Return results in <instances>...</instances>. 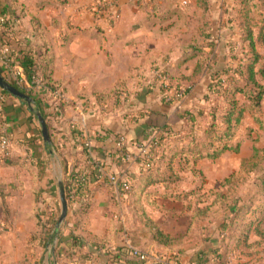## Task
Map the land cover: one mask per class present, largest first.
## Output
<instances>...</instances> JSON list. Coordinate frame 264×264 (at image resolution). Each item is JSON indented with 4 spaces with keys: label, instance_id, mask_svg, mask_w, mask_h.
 <instances>
[{
    "label": "crops",
    "instance_id": "0c3cea01",
    "mask_svg": "<svg viewBox=\"0 0 264 264\" xmlns=\"http://www.w3.org/2000/svg\"><path fill=\"white\" fill-rule=\"evenodd\" d=\"M91 1L93 0H13L11 2L13 13L10 14L12 16L8 12H0L6 15V22L11 17L14 22L6 27V34L3 37L5 45L0 46V50H6L5 54L20 64L22 62L18 57L21 52L30 50L31 53H35L36 60L39 62L42 57L37 55L35 50L37 46L44 44L47 48L51 79L63 90L68 102L61 105L60 117H55L54 104L46 102L50 98L43 94H32L43 105L44 119L49 126L48 131L52 141V143H47L43 138L39 140L40 124L28 104L9 93L5 95L2 105L4 112L0 116V129L11 138L9 154L18 157L19 162L5 165L0 155V264H118L112 262L110 258L112 255H118L120 247L125 249L124 246H127L128 242L141 250L158 253L162 257V264H200L196 256L198 252L206 254L212 247L221 245L223 242L227 245L226 264H243L253 256L252 261L261 262V259L257 258L260 254L245 255L242 249L243 243L240 244L236 236L229 237V225L223 220L222 233L217 229L218 226H215L218 223L212 224L199 233L201 236L207 234L209 238H200L198 243L172 249H161L149 244L150 246L142 249L137 246V243L134 244L135 242L128 233L123 234V230H118L127 227L122 222L123 219L115 222V231L111 234L110 230H107L109 226L106 217L101 218L95 215L96 211H101L97 205L99 196L112 199L114 197L119 202L123 197H130V193L120 192L119 187L111 185L106 178L96 179L97 170L102 169L108 175H116L118 171H124L125 179L129 178L130 183L135 181L133 178L139 170V166L132 161L122 162L120 156L114 153V142L102 129L106 127L114 133H124L127 140L139 136L141 132L137 134V130L138 128L141 130V124L145 118L142 114H145L149 108H146L147 103H156L150 108L161 107L158 91L156 89H149L148 93L145 91L147 85L153 84L148 78L151 74L147 62L156 60L162 69L174 68L172 72L176 73L177 71L182 72L181 68L187 67L184 65L189 60L183 64H180L178 60L173 64L168 58L163 61L155 58L160 52L172 50L175 37L169 27L175 17L179 18L178 15H167L168 17L163 18L164 14L158 18L156 11H163L162 1L113 0V6L120 13L115 20H111L109 12L107 14L93 12L90 7ZM177 1H179L178 4L183 3H180L181 0ZM194 4L196 5L195 0ZM179 8L183 11L181 6ZM183 13V18L188 19V14L184 11ZM6 22L0 24V28L4 27ZM163 25L166 26L163 27ZM189 41L188 39L185 41L188 44L184 46L183 54L190 50ZM39 65L34 69L38 75L40 74ZM0 72L8 82H12L13 75L2 61H0ZM24 77H27L26 74ZM39 77L42 79L41 74ZM25 80L22 79L23 84ZM110 90L127 93L129 100L134 99V102L143 105L137 120L131 119V112L124 115L121 123L111 120V115L119 113L113 100L117 97L110 96L106 99V103L112 108L108 115L99 112L100 101L97 100V95L106 94ZM198 91L200 92L201 88L194 90V92ZM190 100L191 96L186 98L185 104H188ZM72 102L74 105L71 104ZM172 109L170 107L169 111ZM84 114H89L85 128L92 132L94 137L89 148H83L80 138V130L83 127L81 119ZM115 122L118 123V127ZM105 123H110L111 126ZM236 147L238 152V146ZM128 148L131 151L135 150L134 146H128ZM230 151L232 150L224 152L221 156ZM53 159H56L58 163L62 181L65 179L63 175H66L71 168L88 174L87 183L79 187L75 195L76 201L71 203L68 209L72 212L78 207L79 196H91L90 200L93 205L85 216V228L100 237L104 249L107 250H97L80 260L79 255L65 259V255L60 253L62 258L57 262L54 258L56 253L44 252L41 258L34 251L36 241L30 237L37 226L33 216V199L35 195L40 196L39 190L35 189L34 182L43 179V192L45 193L48 189L50 191L49 186H46V180L48 183L46 172L49 165L52 166ZM63 159L68 165L66 172L61 168ZM202 160L211 159L199 160L195 165L196 168L201 169ZM242 162L243 159L240 170ZM28 163L34 169L36 164L39 165L38 172L35 171L36 174L32 169V174L25 170ZM183 175L192 176L194 174L190 170L182 172L178 184L171 186L175 193L181 192L182 195L185 192L184 186L180 185ZM240 193L245 199L251 195L252 191L248 193L240 191ZM112 194H114L113 197ZM186 197L191 196L187 194ZM165 198L161 195H154L150 199H143L141 203L144 204L146 201L148 207L155 210L154 214L149 216L158 221L166 232H169L164 228L162 220L155 216L156 212L163 210L160 203L165 201ZM177 200L184 199H176L170 203H178ZM255 202L256 200H253L252 205ZM120 207L119 205L118 208ZM180 213L191 215V210L186 206L179 210L178 214ZM71 218L72 213L68 221ZM68 225L73 226V223L70 221ZM68 232L67 227L61 232V238L57 237L54 252H57L61 245L69 243ZM257 240H259L257 235L252 232L248 234L249 243ZM207 256L211 258L210 255ZM121 259L124 260V264H146L129 255L128 252L121 255Z\"/></svg>",
    "mask_w": 264,
    "mask_h": 264
},
{
    "label": "trees",
    "instance_id": "16d2710c",
    "mask_svg": "<svg viewBox=\"0 0 264 264\" xmlns=\"http://www.w3.org/2000/svg\"><path fill=\"white\" fill-rule=\"evenodd\" d=\"M4 1L5 3H3ZM4 1L0 0V12H8L10 15L13 13L11 11L13 0ZM160 1L163 2V11H156L158 18L162 14H164L163 18L167 15L184 17L183 11L177 5V0ZM250 1L252 0L235 1L236 6H238L239 25L242 29L240 36L242 45L239 51L235 44L230 45L229 49L220 48L221 40L214 37L207 39L205 32H202V35H205L204 41L197 43L190 40L189 52L185 53L179 61L180 64H183L190 59H195L190 73L184 74L177 71L168 74L165 72L164 79H167V87L160 85L158 91L161 107L158 109L147 108L145 114H142L145 118L141 124V130L139 128L137 130V134L139 131L141 134L131 139L133 144L141 143L146 147L147 152L137 155L141 167L133 178L135 181L125 187H119L118 190L130 193L131 200L134 198L133 202H140L138 205L140 208L139 215L136 218L138 221L136 222L138 224L136 230H142L146 240L152 246L172 249L195 243V239L198 237L197 230L201 229L198 226L194 230L195 218L201 216L204 219L212 212L210 209L215 205L214 203L219 200L220 205L218 207L222 209V219L218 224L214 223L216 221H207L204 224L205 229L212 224H217L215 226H218L217 229L222 233L224 224L222 220L227 222L230 231L229 237L234 238L236 236L238 242L243 243L242 249L246 256L256 255L258 248L264 247V169L255 176L254 180L256 181L252 179L253 183L258 182L257 185L261 187L256 185V188H252L251 195L245 199H243L240 193L242 190L237 187V183L250 177L245 176L244 178L242 174H230L222 180L224 183L221 184V187L214 191L216 198L210 205L199 207L191 204V200H188L187 208L191 210V222L185 234L166 232L158 221L148 216L141 204L143 199H150L154 195H161L174 200L186 199L187 194L192 196L194 191L186 190L182 195L181 192L175 193L171 186L178 184L182 172L189 170L193 174L198 172L199 169L195 165L199 160L219 158L228 150L237 152V147L232 145V141L242 124L245 113L250 112L254 115L264 103V58L257 49V44H264V18L261 20L253 18L250 12ZM195 2L196 7L202 12L210 11L208 0H195ZM11 22H13L12 17L4 27L0 28L1 47L5 45L3 37L6 34V27L9 26L8 24L11 25ZM35 51L37 55L42 57L39 62L36 60L35 53H31L30 50L21 52L20 57H18L24 66L26 76L29 78L40 63L39 72L44 84L51 87L58 86L51 79L47 48L41 44L37 46ZM196 88H201V91L194 92ZM149 89L145 88V91L148 93L151 90ZM0 90L8 94L3 89L0 88ZM22 91L26 92L25 90ZM119 93L121 92L114 90H110L106 94L99 93L97 100L106 103L108 97H117V99H113L114 105H116L120 101ZM165 95L168 96L169 100L164 99ZM240 95L244 100H239ZM189 96H191V100L185 104V100ZM32 98L34 107L44 117L41 101L33 96ZM170 107L173 108L172 111H169ZM134 117L133 121L139 118L137 115ZM255 118L258 121V118ZM47 127L49 129L48 124ZM38 134L39 140H42L41 132L39 131ZM253 152L254 148H252ZM1 161L5 165L19 162L18 157L10 154L2 155ZM41 173H43L42 170ZM66 185H64L65 196L69 202L68 185L67 187ZM111 196L113 197L114 194ZM90 197L89 195L79 196V205L71 212L70 221L73 226L66 225L70 221L64 222L63 230L67 227L69 229V243L59 247L54 257L56 262L62 258L60 253L65 255V259L79 255L80 260L97 250H107L101 243L102 239L85 228V216L93 205ZM252 199L256 200V204L252 205ZM39 211L38 195H35L33 216L37 226L40 222L39 215L41 213ZM49 229L52 232L42 241L44 244H47L55 236V228ZM250 232L257 235L259 240L249 243L248 234ZM204 237L209 238L207 234ZM226 246V243L223 242L221 245L212 247L206 254L198 252L196 254L197 259L200 264H226ZM124 248L120 247L118 255H112L110 258L112 262L124 264L121 255L123 256L128 252V247L124 246ZM207 255H210L211 258L209 259ZM253 257L243 264H264L263 262L252 261Z\"/></svg>",
    "mask_w": 264,
    "mask_h": 264
},
{
    "label": "rangeland",
    "instance_id": "374dc122",
    "mask_svg": "<svg viewBox=\"0 0 264 264\" xmlns=\"http://www.w3.org/2000/svg\"><path fill=\"white\" fill-rule=\"evenodd\" d=\"M103 0H98L93 2H102ZM109 1L111 3L109 9H105L102 13L110 15L111 20H115L119 16V11L116 10V8L113 6V0H105ZM210 5V11L209 12H202L199 8L196 7L194 4V0H181V4L177 5L183 8V11L188 14L189 18H176L174 19L172 25H170L169 29L171 33H174V44L172 50L160 52L155 58L159 61L165 60V58H168L171 60L173 64H175L178 60H180L184 54L182 53L184 46H187L188 43L185 41L193 40L195 42H200L205 40V35L208 39L209 38H217L218 40H221L220 42V48L229 49L230 45H234L237 47L238 51L241 44V32L242 29L239 25V15H237V9L238 6H236L235 1L236 0H208ZM92 2V1H91ZM179 2V1H177ZM255 2V3H254ZM97 3V4H98ZM196 3V2H195ZM250 3V12L254 19L261 20L264 18V0H252ZM254 4V5H253ZM92 7V5H90ZM102 13H96V14H102ZM166 25H163V27ZM162 29V27H161ZM168 29V28H166ZM256 31V30H255ZM202 32H205V35H202ZM177 39V40H176ZM216 39V40H217ZM190 44V41H189ZM257 49L259 53L264 58V44H257ZM154 62L156 65L154 66ZM188 62V61H187ZM195 62V59L189 60L187 64V67H182L181 71L187 73H190L192 66ZM149 65V72L151 75H149L150 81L152 80V85H146V88L156 89L159 91L160 82H162V79L164 78L165 72H168V74H173L175 72H172L174 68L169 69H162L159 64H157L155 61H149L147 62ZM184 73V74H185ZM264 85V82H263ZM153 90V91H154ZM239 100H244L243 97L240 95ZM141 103V102H140ZM74 105V102L71 103ZM147 103L146 108L155 105L156 103ZM154 107V106H153ZM119 111L118 114L111 115V120H115L119 123L123 122V117L125 114L131 112V119H134V116H139L141 113V109L143 108V105H140L139 102H134L133 100H129L128 102H117L116 107ZM258 118V121H256V118ZM137 119V118H136ZM107 126H111L110 123ZM118 127V123L115 122ZM104 133L109 135L110 139L113 140L118 133H114L108 128L105 127V129H102ZM109 132H112L111 134H108ZM118 132V131H117ZM129 145L132 146L131 139H128ZM233 146H238V152L230 151L223 156H220L218 159L215 160H202V163H200V168L198 172L194 173V175H183V180L180 185L184 186V190L186 191H194V194L191 197H188L184 200H177L178 203H170L174 202L175 200L170 198H165V201L160 203L163 207L162 211H159L158 213H155V216L162 220L163 226L166 230L169 232H176L180 234H185V231L187 230V226L191 222V215L187 213H180L178 214L179 210H182L186 208L187 201L191 200V204L204 207L207 205H210L214 200V191L221 187V184L224 183L222 181L226 175H230L231 173L234 174H242V176L245 178V176H249L251 178H247L244 181H238L237 187L241 188L242 192H251L253 189L261 187L260 185H257L258 182H254L253 180L257 174L263 171L264 169V103L261 104L260 109L255 112L253 115L250 112H246L242 124L236 134V137L232 141ZM252 148H254V152L252 153ZM243 159V170L241 168V160ZM52 166L49 165L47 160V176L48 183L46 180V186L48 185L50 188V191L43 192V179H39L38 181L34 182V186L36 190H39L40 196H38V205L40 209V215H39V226H36V228L31 233V238L36 241V247L34 248V251L36 254L40 255V257H43L44 252H51L52 248H55L54 245L57 242V237H60V234L63 230L64 222L68 221L71 211L67 212V216L65 221L61 224L59 229V235L55 234L53 239H51L47 244L42 243L43 240H45L46 236H50L52 230L50 231L49 228L53 227L55 228L57 219L60 214V202L58 197V179L61 178V173L59 172V167L56 159H53ZM62 162V160H61ZM122 162H128L126 160L122 159ZM62 164V170L66 172L68 169V165L63 159ZM254 164V166H252ZM252 167V168H251ZM31 169L38 172L39 165H35V169L32 167L30 163L25 166V170L28 171V173H31ZM243 171V173H241ZM250 172V173H248ZM116 175L121 178L125 179L126 175L125 172L118 171ZM232 175V174H231ZM63 177V185H66L69 191V182L66 179V175L64 174ZM128 177V176H127ZM62 179V178H61ZM253 179V180H252ZM126 180V179H125ZM256 181V180H254ZM252 182V183H251ZM130 184V179H127L126 185ZM108 185V184H107ZM257 185V186H256ZM109 186V185H108ZM65 188V186H64ZM225 188V187H224ZM110 190V189H108ZM65 191V189H64ZM245 193V194H246ZM258 198V195H257ZM69 199L68 208L69 205H72L71 199ZM146 199V198H145ZM134 198L131 200L130 197H123V199H120V202L118 199L114 198H106V197H100L98 198L97 205L100 207L101 211H96L95 215L98 217L103 218V216L106 217V221L108 222V229L110 230V233L113 234L115 231V222H119V220L123 219L122 222L126 224V228H120L118 230H123L124 233H128L129 236L132 238V240L137 243V246L147 247L149 245V242L146 240V236L143 235L142 230H136V227L138 222L136 220L137 215H139V204L140 202L136 201L133 202ZM76 200H73V203ZM110 202V204H108ZM142 204V203H141ZM212 209H210L212 212L206 216L204 219L201 218V216H197L195 218V224L194 230L196 227H201V229L197 230V239L196 243H198V240L200 238H204V236H201L199 234L205 229V223L207 221H216L214 223H220L222 219V209L218 207L220 205V201L217 200ZM256 204V203H255ZM121 206L118 208V206ZM123 206V209H121ZM142 206L147 210V214L153 215L155 211L153 208L148 207L147 202L144 201V204ZM151 209V210H150ZM171 210V211H170ZM152 211V212H150ZM151 213V214H150ZM68 223H66L67 225ZM111 228V229H110ZM193 230V231H194ZM117 231V229H116ZM127 234V235H128ZM150 246V245H149ZM150 248V247H149ZM56 253V252H53ZM256 255L260 254V257H257L258 259H261V262L264 263V247H260L256 251Z\"/></svg>",
    "mask_w": 264,
    "mask_h": 264
},
{
    "label": "built area",
    "instance_id": "2783aa9c",
    "mask_svg": "<svg viewBox=\"0 0 264 264\" xmlns=\"http://www.w3.org/2000/svg\"><path fill=\"white\" fill-rule=\"evenodd\" d=\"M91 2L90 5H92L91 9L95 13H102L105 11V9H109L111 3L109 1L103 0L102 2ZM6 15L0 14V24H3L6 22ZM14 23V22H12ZM6 50H0V61H2L8 68L9 72L13 75L12 84L18 88L19 90H25L26 94H43L50 98L49 101L54 104V113L55 117H60L61 114V105L68 103L65 97V94L63 93V90L59 86H49L47 84H44V81L39 77V75L33 71L30 75V77H24L25 76V70L24 66L20 63H16L14 60L10 59L8 55L5 54ZM11 64L13 66H11ZM26 79L25 83H22V79ZM167 80V79H166ZM164 78L162 79V82H160V85H163L167 87L166 81ZM6 93L0 90V116L3 115L2 112V105L5 100ZM29 95V94H28ZM30 96V95H29ZM34 97V95H31V97ZM118 98L120 99V102H128L129 101V95L127 93H119ZM164 99L167 101L169 100L168 96L165 95ZM111 105L107 103H99L98 104V110L103 115H108L111 111ZM89 114H84V116L81 119V124H83V127L80 130V138L83 148H89L93 143V134L90 131H87L86 121ZM114 142V153L118 154L121 159L126 161H132L135 164L141 167V162L139 159H137V155L143 154L144 152H147L146 147H144L141 143H132V146L135 147L134 151L129 150L128 146L129 142L127 140V137L124 133H118L116 137L112 140ZM11 138L9 135H7L4 130L2 131L0 129V155H6L9 154L11 151ZM68 171V170H67ZM96 179H103L106 178L107 181L114 186L118 187H125L127 180L124 178L121 179L115 174H105L102 169L97 170V174L95 175ZM66 179L68 180L70 186H69V198L71 199V202L73 203V200H76L75 193L79 190V187L83 184L87 183L88 181V174L84 171L79 170H73L72 168L69 169V171L66 174ZM128 247V254L139 259L143 263L146 264H162V257L154 252V251H144L136 247L135 245H132L130 242L127 243Z\"/></svg>",
    "mask_w": 264,
    "mask_h": 264
},
{
    "label": "water",
    "instance_id": "95a60500",
    "mask_svg": "<svg viewBox=\"0 0 264 264\" xmlns=\"http://www.w3.org/2000/svg\"><path fill=\"white\" fill-rule=\"evenodd\" d=\"M0 88L6 91L7 93L11 94L12 96L19 98L23 101H25L30 109L34 112L35 116L37 117L39 124H40V129H41V134L42 138L44 139L45 142L50 143V136H49V131L48 127L46 124V121L41 114V112L34 107V100L31 96L26 94L25 92L19 90L16 88L13 84L8 82L3 75L0 72ZM58 184V197H59V202H60V214L57 219L56 225H55V234L57 235L59 233V229L61 224L65 221L67 212H68V203L67 199L65 196V191H64V185L61 179H58L57 181ZM55 251V248L51 249L50 253H53Z\"/></svg>",
    "mask_w": 264,
    "mask_h": 264
}]
</instances>
